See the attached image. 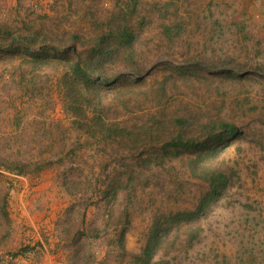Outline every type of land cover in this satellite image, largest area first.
I'll return each instance as SVG.
<instances>
[{
	"label": "rangeland",
	"instance_id": "obj_1",
	"mask_svg": "<svg viewBox=\"0 0 264 264\" xmlns=\"http://www.w3.org/2000/svg\"><path fill=\"white\" fill-rule=\"evenodd\" d=\"M126 2L0 0V30L92 38ZM174 24L170 40L163 27ZM130 25L133 47L101 63L120 73L109 84L76 76L74 52L0 48V264H134L155 217L193 209L212 189L220 194L195 222L199 240L188 246L177 235L190 224L175 226L156 260L264 264V0H139ZM10 41L0 32V46ZM175 114L230 121L240 136L203 155L196 177L188 164L201 151L166 154L94 125L100 115L140 133L151 117Z\"/></svg>",
	"mask_w": 264,
	"mask_h": 264
},
{
	"label": "trees",
	"instance_id": "obj_2",
	"mask_svg": "<svg viewBox=\"0 0 264 264\" xmlns=\"http://www.w3.org/2000/svg\"><path fill=\"white\" fill-rule=\"evenodd\" d=\"M126 5L120 8L118 15L112 16L102 22L103 32L92 37L85 38L77 33L70 34L66 38H52L45 34L34 32L31 34H11L8 30H0V32L10 35L11 41L7 45L0 46L6 49H19L26 53L32 54V50L38 48L42 51H51L57 55L59 52H74L77 59L71 64L72 72L88 82L91 78H96L102 82L109 84L119 79V74L108 75L104 72L101 63L112 58L119 52L120 48L127 47L131 49L136 40V31L130 25V20L136 14L139 0H126ZM164 34L168 39L173 40L180 35L181 24L164 25ZM78 45H82L86 53L78 50ZM34 55V54H33ZM36 56L39 53L36 52ZM40 56V55H39ZM227 63L220 65V70L229 68ZM179 72L186 69L181 65ZM236 72L239 70L236 66H232ZM260 74H264V67L258 69ZM240 71V70H239ZM136 76V72L131 71ZM165 82H161L160 91L165 93ZM94 125L99 134L104 138H124L135 140L142 136L145 142H155L161 145V148L168 153L174 150L176 153L188 151H201L196 158H191L189 168L192 175L202 177L206 171V163H203L204 156H216L223 149L229 146L232 141L240 136L239 128L232 122L223 119H202L191 116L189 114H175L171 122L151 117L146 124L142 126L141 132L137 133L134 129L120 127L114 123H107L100 115L94 120ZM171 127V128H168ZM206 152V154H201ZM22 172V168L18 169ZM220 191L212 189L203 192L198 198V202L193 209H183L171 212L162 220L155 217L149 229L146 243L139 254L133 257L134 264H172L169 259L156 260V256L160 247L172 229H177L181 224L188 223L184 230H179V234L185 237L188 246L193 245L199 240L203 227L195 222L205 215L209 207L219 197ZM126 222L123 231L119 237V247L121 251H126L125 233L129 225V214L126 213ZM174 245V242L171 244ZM28 248H24L23 252H27ZM221 264H231L224 257Z\"/></svg>",
	"mask_w": 264,
	"mask_h": 264
}]
</instances>
